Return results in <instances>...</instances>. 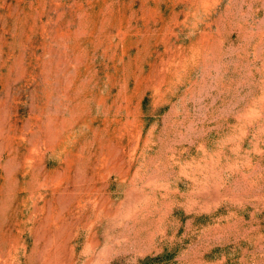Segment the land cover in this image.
Masks as SVG:
<instances>
[{"label": "rangeland", "instance_id": "374dc122", "mask_svg": "<svg viewBox=\"0 0 264 264\" xmlns=\"http://www.w3.org/2000/svg\"><path fill=\"white\" fill-rule=\"evenodd\" d=\"M0 264H264V0H0Z\"/></svg>", "mask_w": 264, "mask_h": 264}]
</instances>
